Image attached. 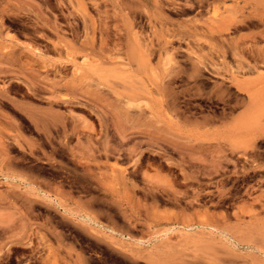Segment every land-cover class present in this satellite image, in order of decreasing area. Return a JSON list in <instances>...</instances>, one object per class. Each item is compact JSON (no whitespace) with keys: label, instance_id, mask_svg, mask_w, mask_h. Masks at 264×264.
<instances>
[{"label":"rangeland","instance_id":"obj_1","mask_svg":"<svg viewBox=\"0 0 264 264\" xmlns=\"http://www.w3.org/2000/svg\"><path fill=\"white\" fill-rule=\"evenodd\" d=\"M263 56L264 0H0V264H264Z\"/></svg>","mask_w":264,"mask_h":264},{"label":"bare ground","instance_id":"obj_2","mask_svg":"<svg viewBox=\"0 0 264 264\" xmlns=\"http://www.w3.org/2000/svg\"><path fill=\"white\" fill-rule=\"evenodd\" d=\"M16 57H18V56H16ZM264 57V56H263ZM9 60V59H8ZM5 63V62H4ZM3 64V63H2ZM31 64V63H30ZM241 64V63H240ZM8 65V64H7ZM22 65V64H21ZM32 65V64H31ZM10 65H8V67H9ZM30 66V65H29ZM13 67V66H12ZM11 67V68H12ZM19 67V66H18ZM22 67V66H21ZM240 67V66H239ZM1 73H4V72H2L1 71ZM236 84H237V87H239V88H241V89H245L246 91H248L249 92V90H248V88L245 86V84L244 83H242L240 80H236ZM128 101V100H127ZM132 102V101H131Z\"/></svg>","mask_w":264,"mask_h":264}]
</instances>
